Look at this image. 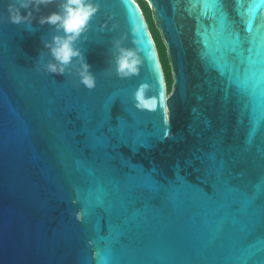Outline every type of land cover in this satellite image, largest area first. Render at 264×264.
<instances>
[{
    "label": "water",
    "instance_id": "95a60500",
    "mask_svg": "<svg viewBox=\"0 0 264 264\" xmlns=\"http://www.w3.org/2000/svg\"><path fill=\"white\" fill-rule=\"evenodd\" d=\"M146 1L168 94L135 0H96L92 90L37 70L54 5L0 19V264H264V0ZM119 37L144 58L127 79L107 70ZM142 82L167 105L137 109Z\"/></svg>",
    "mask_w": 264,
    "mask_h": 264
},
{
    "label": "clouds",
    "instance_id": "9594fccd",
    "mask_svg": "<svg viewBox=\"0 0 264 264\" xmlns=\"http://www.w3.org/2000/svg\"><path fill=\"white\" fill-rule=\"evenodd\" d=\"M50 5H54L55 10L38 18L40 25L47 24L53 29L51 38L42 40L49 58L46 62H40L37 70L60 75L75 73L80 84L89 90L94 89L96 76L90 71L91 65L87 63L79 43L99 11L100 4L96 0H7L6 15H0V19L16 25H32L36 19L35 13H40L42 6L47 8ZM21 9L27 10V14L22 15ZM117 27L113 23L111 30ZM136 28L133 26L132 31H136ZM123 39L119 37L113 40L108 50L111 60L107 70L114 71L121 79H127L140 73L144 58L140 49L125 46ZM151 88L148 82H142L134 90L132 100L137 109L156 111L158 105H167L169 97L163 92L150 95Z\"/></svg>",
    "mask_w": 264,
    "mask_h": 264
},
{
    "label": "trees",
    "instance_id": "16d2710c",
    "mask_svg": "<svg viewBox=\"0 0 264 264\" xmlns=\"http://www.w3.org/2000/svg\"><path fill=\"white\" fill-rule=\"evenodd\" d=\"M135 1L138 3V5L142 10L147 28L154 41L157 56L163 72L165 92L166 94H168L171 91V87H172V68H171L169 56L167 54L166 45L164 43L160 30L157 28L153 20L152 9L150 8L148 2L146 0H135Z\"/></svg>",
    "mask_w": 264,
    "mask_h": 264
},
{
    "label": "flooded vegetation",
    "instance_id": "af4514ba",
    "mask_svg": "<svg viewBox=\"0 0 264 264\" xmlns=\"http://www.w3.org/2000/svg\"><path fill=\"white\" fill-rule=\"evenodd\" d=\"M172 82H173V74H172ZM171 89H172V87H171Z\"/></svg>",
    "mask_w": 264,
    "mask_h": 264
}]
</instances>
